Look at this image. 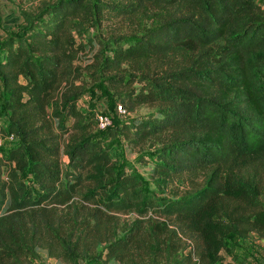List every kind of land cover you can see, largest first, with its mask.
I'll return each mask as SVG.
<instances>
[{"label":"trees","instance_id":"1","mask_svg":"<svg viewBox=\"0 0 264 264\" xmlns=\"http://www.w3.org/2000/svg\"><path fill=\"white\" fill-rule=\"evenodd\" d=\"M148 6L171 14L133 37L110 65L105 59L103 69L153 56L160 66L170 60L155 75L143 65L138 75L108 79L116 86L142 84L141 98L131 93L121 101L159 102V116L123 121L101 136L88 133L77 109L84 93L68 79L73 55L66 54L73 21L94 13L91 0H57L21 35L1 43L0 76L9 96L3 134H13L31 158L38 194L15 173L2 182L0 165V264H26L38 248L48 258L64 251L88 260L99 246L103 264H218L228 236L264 238V10L258 0H132L117 8L132 16ZM48 120L68 135L63 146L55 138L37 140ZM120 135L129 143L132 135L137 144L159 142L153 171L160 179L193 185L204 175L201 186L170 201L143 196L141 181L115 171L102 145ZM60 150L63 171L47 159ZM85 182L92 188L83 193ZM74 197L91 207H77ZM59 205H70L73 214L63 216ZM127 212H152L164 222L137 219L119 236L116 214ZM178 230L187 245L178 243Z\"/></svg>","mask_w":264,"mask_h":264},{"label":"rangeland","instance_id":"2","mask_svg":"<svg viewBox=\"0 0 264 264\" xmlns=\"http://www.w3.org/2000/svg\"><path fill=\"white\" fill-rule=\"evenodd\" d=\"M57 0H8L6 3H0V60L5 59L6 51L1 49V43L14 35H21L26 28V23L31 22L44 8L55 3ZM93 3L94 13L91 16L78 17L73 21L69 29V35L72 41V49H66V54L73 55V59L69 64L70 75L68 77L72 86L83 91V96L78 101L77 109L86 117L85 123L88 124V133L90 135L101 136V131L96 127L95 116L97 113H106L112 118L113 127L119 126L123 121L138 122L149 117L159 116V102L145 103H129L122 102L121 99L132 93V97L141 98L144 95L143 85L137 82L130 85L123 84L116 86L109 82L110 77L119 78L130 73L138 75V70L144 68L143 65L153 67L151 75H155L161 68L165 69L171 64L170 60L165 61L160 66L158 57H149L143 63H122L120 66L112 65L103 69V62L115 57L116 52L128 47L130 40L141 35L145 30L157 26L162 20H165L171 10L166 8H155L148 6L147 9H141L132 16H123L119 13L118 6H124L132 2V0H91ZM264 10V0H258ZM73 52V53H70ZM21 85H26L23 77L18 78ZM9 98L4 90L3 80L0 76V131L3 134L4 129L8 125L9 113L5 110V102ZM123 107L127 114L125 116H117L115 109L117 106ZM50 112V111H48ZM47 126L37 131V140L47 141L53 139V143L63 146L68 139L67 134H63L56 128V121L47 122ZM71 124H64L68 127ZM132 143L124 136L120 135L115 139H107L102 145L107 150L111 160V165L115 171L123 170L127 174H132L136 179L141 181V189L143 196L154 198L155 200L170 201L178 199L192 188L199 187L202 184L204 175H200L193 181V185L187 180H175L170 182L163 180L153 171L156 161V152L160 148L159 142L148 139L141 144L136 143V138L132 135ZM19 140L14 142L5 141L2 147V159L0 160L2 171V182L8 183L10 175L15 173L16 176L24 183L27 188L35 190L38 194L36 185L31 172L32 160L22 151L19 150ZM14 153V154H12ZM47 159L56 161L60 165L61 170L65 168L66 158L62 154V150L58 156L49 157ZM92 186H88V182L84 183L83 193ZM264 203V197L261 199ZM75 202L77 207L90 206L80 202L79 197H74L70 202ZM70 205H59L57 208L63 216H70L73 210ZM5 211V207L0 211V215ZM119 219V236L126 232L129 224L135 220L143 219V221L158 219L164 222L163 218H159L154 213L149 212L140 216L136 212H127L116 214ZM171 223V228H176L173 220L166 221ZM147 224H145V227ZM179 231V230H178ZM180 233V231H179ZM258 236L250 233L246 239L238 238L236 235H230L224 239V246L219 252L218 264H261L263 262L262 250L255 244ZM178 243L182 246L187 245L186 236L182 233L178 235ZM256 248V257L250 259L252 249ZM104 246H99L88 260L81 258L73 260L66 256V252H58L57 258H48L47 252L43 248L37 249L38 257L29 258L26 264H103V260L99 259L97 254L102 253ZM260 251V252H259ZM262 253V254H261ZM109 264H119L111 262Z\"/></svg>","mask_w":264,"mask_h":264},{"label":"built area","instance_id":"3","mask_svg":"<svg viewBox=\"0 0 264 264\" xmlns=\"http://www.w3.org/2000/svg\"><path fill=\"white\" fill-rule=\"evenodd\" d=\"M8 0H0V3H6ZM115 114L117 116H125L127 114L126 110L123 109L120 105L116 107ZM112 118L106 113H97L95 116L96 127L99 131H105L106 129L113 126ZM17 138L13 134H0V160L2 159V147L4 146L5 141L14 142ZM263 262L264 264V253H263Z\"/></svg>","mask_w":264,"mask_h":264},{"label":"crops","instance_id":"4","mask_svg":"<svg viewBox=\"0 0 264 264\" xmlns=\"http://www.w3.org/2000/svg\"><path fill=\"white\" fill-rule=\"evenodd\" d=\"M255 244H257V246H259L262 250H264V238H257V240H256V242H255ZM260 252V251H259ZM256 253H257V250H256V248L253 250L252 249V253L250 254V259L252 258V257H256ZM262 254V253H261Z\"/></svg>","mask_w":264,"mask_h":264}]
</instances>
